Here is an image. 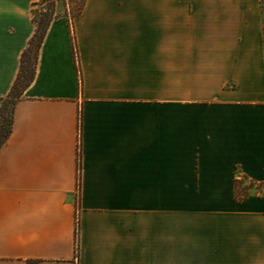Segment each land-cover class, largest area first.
Segmentation results:
<instances>
[{
  "label": "crops",
  "instance_id": "crops-1",
  "mask_svg": "<svg viewBox=\"0 0 264 264\" xmlns=\"http://www.w3.org/2000/svg\"><path fill=\"white\" fill-rule=\"evenodd\" d=\"M38 1L0 0V100ZM61 2L0 146V264H264V193L236 197L264 182V0Z\"/></svg>",
  "mask_w": 264,
  "mask_h": 264
},
{
  "label": "rangeland",
  "instance_id": "rangeland-1",
  "mask_svg": "<svg viewBox=\"0 0 264 264\" xmlns=\"http://www.w3.org/2000/svg\"><path fill=\"white\" fill-rule=\"evenodd\" d=\"M74 1L76 2L72 5V9L74 12H78L83 0ZM62 7L63 5L61 0H39L34 7L33 17L40 25L43 26V24H45L50 18L55 16L56 11L62 10ZM36 52L37 43L34 42L30 46L28 54L26 55V60L22 67L21 77L12 95L0 100V140L3 139L6 133V129L10 126V120L12 118V112L17 98H20L22 92L24 91L25 84L32 77V72L36 62ZM249 190L252 192L261 191L262 193H264V188L261 190L258 187L256 188L249 186Z\"/></svg>",
  "mask_w": 264,
  "mask_h": 264
},
{
  "label": "trees",
  "instance_id": "trees-1",
  "mask_svg": "<svg viewBox=\"0 0 264 264\" xmlns=\"http://www.w3.org/2000/svg\"><path fill=\"white\" fill-rule=\"evenodd\" d=\"M53 18V17H52ZM52 18H50L45 24L40 25L35 19L34 21L36 22V25H37V28H36V32L33 36V38L31 39L30 41V44L29 46L26 48V50L24 51L23 53V56H22V65H21V69H20V73L18 75V78L16 80V82L14 83L10 93L8 96H11L16 85L18 84L19 82V79L21 77V72H22V67H23V64L26 60V55L28 54V51H29V48L30 46L36 42L37 43V52H36V62H37V57H38V50H39V47L44 39V36H45V33L48 29V26H49V23L50 21L52 20ZM36 62H35V67H36ZM33 69V72H32V77L28 80V82L25 84L24 86V89L30 84V82L33 80V77H34V74H35V68ZM18 100V98H17ZM17 102V101H16ZM15 102V104H16ZM12 122H13V117L11 118L10 120V126L6 129V133L3 137L2 140H0V146L1 144L8 138V136L10 135L11 133V130H12ZM245 182V183H244ZM244 183V184H243ZM245 184H248L250 187H258L260 188L261 190L264 188V182H256L252 179H249L246 175H244L243 173H239L237 178H236V197L238 199H242V198H245L253 193H262L261 191H250L249 190V186L248 185H245Z\"/></svg>",
  "mask_w": 264,
  "mask_h": 264
},
{
  "label": "built area",
  "instance_id": "built-area-1",
  "mask_svg": "<svg viewBox=\"0 0 264 264\" xmlns=\"http://www.w3.org/2000/svg\"><path fill=\"white\" fill-rule=\"evenodd\" d=\"M80 185H79V181L77 183V187H76V203L78 204L79 203V200H80ZM79 220V209L77 210L76 212V221Z\"/></svg>",
  "mask_w": 264,
  "mask_h": 264
}]
</instances>
